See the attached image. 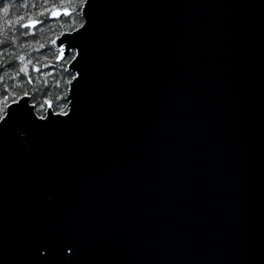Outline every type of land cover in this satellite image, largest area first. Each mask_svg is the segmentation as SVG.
Segmentation results:
<instances>
[{
  "label": "water",
  "instance_id": "95a60500",
  "mask_svg": "<svg viewBox=\"0 0 264 264\" xmlns=\"http://www.w3.org/2000/svg\"><path fill=\"white\" fill-rule=\"evenodd\" d=\"M81 18L66 111L0 119V264H264V0Z\"/></svg>",
  "mask_w": 264,
  "mask_h": 264
},
{
  "label": "trees",
  "instance_id": "16d2710c",
  "mask_svg": "<svg viewBox=\"0 0 264 264\" xmlns=\"http://www.w3.org/2000/svg\"><path fill=\"white\" fill-rule=\"evenodd\" d=\"M12 4L8 16L0 13V94L10 95L14 101L28 93L34 111L39 116H43L49 107L46 100L53 111L65 112L68 84L73 77L68 63L74 51L57 60L55 57L60 48L55 46L54 40L61 33L70 32L81 25L82 4L78 0H26L23 8L19 7L18 0H12ZM53 6L67 7L71 12L68 16L51 17L47 10ZM13 13H26L41 22L32 32L18 26L11 28L3 21L10 19ZM4 34L7 36L6 43L3 42ZM20 53L25 56L27 74L19 73L21 61L9 59ZM12 93L16 95L12 96ZM4 111L0 112V117Z\"/></svg>",
  "mask_w": 264,
  "mask_h": 264
},
{
  "label": "snow or ice",
  "instance_id": "6c2138e0",
  "mask_svg": "<svg viewBox=\"0 0 264 264\" xmlns=\"http://www.w3.org/2000/svg\"><path fill=\"white\" fill-rule=\"evenodd\" d=\"M78 3L83 4L85 3V0H78ZM18 4H19V7L23 8L26 6V0H18ZM12 7H13L12 0H0V13H2L4 16L9 15V11ZM70 12H71V9L67 7H56V6H53L47 10L48 15L51 17L68 16ZM40 22H41L40 20L34 19L31 15L26 14V13H21V14L13 13L10 19L3 21V23H6L11 28H16L18 26L19 28L26 29L27 32L34 31L35 27L39 25ZM3 42L4 43L7 42L6 34H4ZM59 48H60V51L57 53L55 57L57 60L60 59L61 53L64 49V45L61 44ZM9 59L10 61L12 59L21 61L22 63L20 64L19 73L27 74L28 65L25 62V56L23 53H20L16 55L14 58H9ZM28 79H29V82H31V77H29ZM4 91L6 92L7 88H5ZM11 95L15 96L16 94L12 93ZM24 95H28V93H24ZM17 99H19V97H17ZM13 103L14 101L10 98V95L0 94V105H2L0 106V112H3L4 109L8 107L9 104H13ZM45 103L48 104L49 107H51V104L49 101L46 100ZM2 118L3 117H0V119ZM66 251H71V249L66 248Z\"/></svg>",
  "mask_w": 264,
  "mask_h": 264
}]
</instances>
